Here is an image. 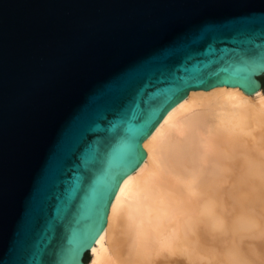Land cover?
Here are the masks:
<instances>
[{"label":"water","instance_id":"1","mask_svg":"<svg viewBox=\"0 0 264 264\" xmlns=\"http://www.w3.org/2000/svg\"><path fill=\"white\" fill-rule=\"evenodd\" d=\"M261 72L264 0H0V264H88L111 204L98 219L96 189L134 172L120 143L103 159L107 141L147 132L143 161L190 91L252 95ZM252 76L255 91L237 85ZM173 79L206 84L172 102Z\"/></svg>","mask_w":264,"mask_h":264},{"label":"bare ground","instance_id":"2","mask_svg":"<svg viewBox=\"0 0 264 264\" xmlns=\"http://www.w3.org/2000/svg\"><path fill=\"white\" fill-rule=\"evenodd\" d=\"M119 184L88 264H264V92L193 90Z\"/></svg>","mask_w":264,"mask_h":264},{"label":"snow or ice","instance_id":"3","mask_svg":"<svg viewBox=\"0 0 264 264\" xmlns=\"http://www.w3.org/2000/svg\"><path fill=\"white\" fill-rule=\"evenodd\" d=\"M264 73V72H261ZM122 76V75H121ZM120 76V77H121ZM118 77V79L120 78ZM254 76L252 77H245L243 79V82L237 83L238 86L250 89L251 91H255L257 85L254 83ZM202 79V78H201ZM176 81V84L174 86L175 90L173 91L172 95L168 97V100L172 102H178V99H182L184 95L187 94V90L196 87V86H204L206 83H196L194 81H185L183 79H173ZM143 103V101H141ZM170 106V105H169ZM124 105H121V110L123 109ZM109 116L115 118L114 113H108ZM104 122V121H102ZM122 126L125 127V133L119 141L117 140V135L112 136L108 141V147L105 150V157L108 155L109 151L111 150L113 144L120 143L122 146V152L120 154V158L124 164V166L128 169V171H135V169L139 166L140 162L143 159V154L140 151V142L144 137L147 135V132H141L139 130L137 131H131L129 126L124 123ZM154 126V125H153ZM95 134L89 133L87 136V140L80 146L77 153H74L73 156L77 160V162H80V154L83 153L89 143L93 141ZM101 163H97L89 168L83 169L82 174L84 176V182L88 183L90 179L95 175L98 168L101 166ZM128 172H125L124 175H127ZM116 183L114 187H119V181L123 179V176H117L115 177ZM115 195V192H110L108 190V187L105 186L102 189H96L95 193V208L97 209L98 219L103 220L104 213L101 212L100 209H103V206L105 203H110V199L106 200V197H111ZM98 234V233H97Z\"/></svg>","mask_w":264,"mask_h":264},{"label":"rangeland","instance_id":"4","mask_svg":"<svg viewBox=\"0 0 264 264\" xmlns=\"http://www.w3.org/2000/svg\"><path fill=\"white\" fill-rule=\"evenodd\" d=\"M262 90H263V92H264V78H263V81H262Z\"/></svg>","mask_w":264,"mask_h":264}]
</instances>
